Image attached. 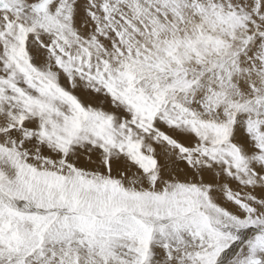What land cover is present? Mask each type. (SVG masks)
<instances>
[{"label": "snow or ice", "instance_id": "snow-or-ice-1", "mask_svg": "<svg viewBox=\"0 0 264 264\" xmlns=\"http://www.w3.org/2000/svg\"><path fill=\"white\" fill-rule=\"evenodd\" d=\"M0 264H264V0H0Z\"/></svg>", "mask_w": 264, "mask_h": 264}]
</instances>
